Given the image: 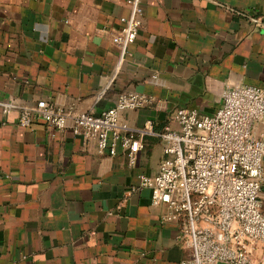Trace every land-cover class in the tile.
Instances as JSON below:
<instances>
[{
  "label": "crops",
  "instance_id": "1",
  "mask_svg": "<svg viewBox=\"0 0 264 264\" xmlns=\"http://www.w3.org/2000/svg\"><path fill=\"white\" fill-rule=\"evenodd\" d=\"M144 9L121 57L112 36L130 13L126 0H0L1 98L99 115L124 92L155 97L151 106L121 112L134 128L153 122L134 166L122 149L99 153L70 127H21L17 109L0 108V264H180L190 257L177 223L162 222L168 208L151 204V189L132 188L141 174H158L160 134L178 109L212 115L228 86L264 91V0H144ZM261 127L256 122L253 132ZM258 252L264 258V248Z\"/></svg>",
  "mask_w": 264,
  "mask_h": 264
},
{
  "label": "built area",
  "instance_id": "2",
  "mask_svg": "<svg viewBox=\"0 0 264 264\" xmlns=\"http://www.w3.org/2000/svg\"><path fill=\"white\" fill-rule=\"evenodd\" d=\"M130 13L120 18L112 36L124 57L144 22V0H126ZM261 23L259 16L250 18ZM153 78H157L156 75ZM223 104L212 115L181 108L160 134L165 158L155 176L141 174L136 187L151 189V204L165 205L162 222L179 226L178 238L190 249L180 264H264V91L253 85H234L222 92ZM155 97L132 91L118 96L116 104L99 115L39 100L19 105L0 96L4 114L19 111L18 125L32 128L37 121L63 131L68 127L86 146L115 156L122 149L128 165L145 148L143 135L153 122L134 128L121 112L153 105ZM260 122L259 134L253 126Z\"/></svg>",
  "mask_w": 264,
  "mask_h": 264
},
{
  "label": "water",
  "instance_id": "3",
  "mask_svg": "<svg viewBox=\"0 0 264 264\" xmlns=\"http://www.w3.org/2000/svg\"><path fill=\"white\" fill-rule=\"evenodd\" d=\"M218 264H225V263L219 262Z\"/></svg>",
  "mask_w": 264,
  "mask_h": 264
}]
</instances>
